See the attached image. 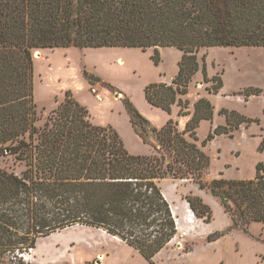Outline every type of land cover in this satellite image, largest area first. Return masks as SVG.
Returning a JSON list of instances; mask_svg holds the SVG:
<instances>
[{"label": "trees", "instance_id": "1", "mask_svg": "<svg viewBox=\"0 0 264 264\" xmlns=\"http://www.w3.org/2000/svg\"><path fill=\"white\" fill-rule=\"evenodd\" d=\"M218 47L264 48V0H0V156L21 167H0V264H29L24 255L41 239L76 226L103 230L153 264L178 235L160 187L167 177L208 189L235 227L264 225L263 164L251 180L201 179L211 167L208 143L259 119L223 109L227 126L199 144L200 123L214 117L208 100L195 104L184 132L172 120L157 129L126 102L134 132L154 151L147 157L130 154L118 132L95 124L71 91L37 124L34 51L175 48L184 54L177 76L150 85L145 96L155 108L170 113L177 104L188 115L183 98L199 71L197 53ZM83 76L96 84L87 71ZM212 81L208 91L218 94L222 82ZM242 95L264 92L250 87ZM185 200L196 219L211 221L201 198ZM222 236L211 234L208 242Z\"/></svg>", "mask_w": 264, "mask_h": 264}, {"label": "rangeland", "instance_id": "2", "mask_svg": "<svg viewBox=\"0 0 264 264\" xmlns=\"http://www.w3.org/2000/svg\"><path fill=\"white\" fill-rule=\"evenodd\" d=\"M183 55L175 48L34 51L35 101L40 119L37 124L43 126L52 111L64 101L66 92L71 91L95 124L118 132L130 154L152 156L153 149L145 145L132 128L126 102L157 129L172 120L178 131L184 132L194 114L195 104L201 98H211L206 95V90L214 85L213 78L222 82L219 100L213 99L217 108L234 106L240 112L258 117L256 114L261 108L258 97L245 108V105L235 103L236 96H224L229 95L231 89L264 84V48L201 49L197 53L199 71L183 98L189 103L185 112L190 115H181V107L177 104L172 106L170 113L151 106L146 100V88L156 83H172ZM84 71L93 78L94 86L84 78ZM257 125H252L253 130H257ZM210 131L211 122L200 123L197 129L199 144ZM251 131L246 130V136L241 132L233 139L220 136L208 143L204 150L211 157V168L203 174L202 181L209 185L213 180L221 179V174L226 180L255 175L258 165H264V145L262 138L251 135ZM237 151L241 154H236ZM0 167L21 172V167L8 157L0 156ZM160 187L175 212L178 235L169 247L154 257L153 264H264L263 224L253 222L246 227H235L220 201L208 189H200L193 180L167 177L160 182ZM188 195L201 198L210 207V222L198 219L195 223L189 222L184 199ZM189 215L192 217L191 213ZM218 232L223 236L208 242V237ZM188 249L193 251L186 253ZM23 259L29 264H152L105 231L79 226L41 239L37 248Z\"/></svg>", "mask_w": 264, "mask_h": 264}, {"label": "crops", "instance_id": "3", "mask_svg": "<svg viewBox=\"0 0 264 264\" xmlns=\"http://www.w3.org/2000/svg\"><path fill=\"white\" fill-rule=\"evenodd\" d=\"M168 84H171V83H168ZM251 86H241V88H239V89H231L230 90V94L229 95H225L224 97L225 98H230L231 96L230 95H234V96H236V99L234 100L235 101V103H238L239 105H245L244 107L245 108H247L248 106H247V103L248 104H252V102H254L255 100H256V98L258 97V99H259V103H260V113L259 114H256V115H258V117H256V116H251L250 114H248L247 112H245V113H243V112H240L239 111V108H236V107H234V106H231V107H222V108H217L216 107V104L214 103V101H213V99H216V100H219V94H212V93H210L208 90H206V95L207 96H209V97H211V98H208V97H205V98H201V99H206V100H208L211 104H212V106L214 107V117H213V119L211 120V121H207V122H211V131H210V133L211 132H213L215 129H217L218 127H220V126H227V121H226V118L224 117V116H222V115H220V111L221 110H223V109H226V110H229V111H236V112H238L239 114H241V115H243V116H245V117H247V118H250V119H259L260 120V123L257 125V123H251V124H249V125H247V124H243V125H241L240 126V128H239V130H237V131H235L234 133H233V137H230V136H226V135H223V136H226V137H228V138H230V139H233L234 137H236L238 134H240L241 132H242V130H244V128H246L245 129V131H243L242 133H241V135H243V136H246V130L247 131H251L252 132V134L251 135H253V136H255V137H257V135H259L261 138H262V140L264 141V95H260V96H251V97H249V98H245L244 96L242 97L241 95H242V92L245 90V89H247V88H250ZM252 87H254V88H258V89H261L263 92H264V84L262 85H257V86H252ZM195 108V107H194ZM219 115V116H217V115ZM216 118H219V121L216 119ZM191 120V119H190ZM202 122H206V121H202ZM257 125V130H253V127H252V125ZM218 137H220V136H218ZM218 137H216V138H218ZM215 138V139H216ZM215 139L213 140V141H215ZM212 141V142H213ZM207 148V147H206ZM221 152V150H218V152ZM206 153H207V151H206ZM235 153V152H234ZM208 154V153H207ZM236 154H241V152L240 151H237L236 152ZM209 155V154H208ZM211 158V157H210ZM211 168V167H210ZM256 174H257V170H256V172H255V175H253V176H250V177H244V178H240V179H236V180H251V179H254L255 177H256ZM222 176V174L221 175H219V177L220 178H222L221 177ZM164 193V192H163ZM165 195V194H164ZM166 197V196H165ZM167 199V198H166ZM185 199V198H184ZM168 200V199H167ZM169 202V201H168ZM170 203V202H169ZM171 205V204H170ZM186 206H188V211H189V213H191V215H192V217L189 215V213H188V217H189V222H193V223H195V220H196V218H195V216H194V214L192 213V211L190 210V208H189V205H188V203H187V201H186ZM173 209V208H172ZM186 212H187V208H186ZM175 215V214H174ZM178 223V222H177ZM195 232V231H194ZM194 232L192 233V235L194 234ZM177 237V236H176ZM174 241V240H173ZM172 241V242H173ZM171 242V243H172ZM170 243V244H171ZM170 244L167 246V247H169L170 246ZM166 247V248H167ZM193 251V249H190V251H187L186 253H191Z\"/></svg>", "mask_w": 264, "mask_h": 264}, {"label": "built area", "instance_id": "4", "mask_svg": "<svg viewBox=\"0 0 264 264\" xmlns=\"http://www.w3.org/2000/svg\"><path fill=\"white\" fill-rule=\"evenodd\" d=\"M98 99H99V100H102L101 97H99V96H98Z\"/></svg>", "mask_w": 264, "mask_h": 264}, {"label": "bare ground", "instance_id": "5", "mask_svg": "<svg viewBox=\"0 0 264 264\" xmlns=\"http://www.w3.org/2000/svg\"><path fill=\"white\" fill-rule=\"evenodd\" d=\"M174 211V210H173ZM175 213V212H174ZM68 230V229H67ZM66 231V230H65ZM63 232V231H62ZM61 233V232H60ZM115 239V238H114Z\"/></svg>", "mask_w": 264, "mask_h": 264}, {"label": "water", "instance_id": "6", "mask_svg": "<svg viewBox=\"0 0 264 264\" xmlns=\"http://www.w3.org/2000/svg\"><path fill=\"white\" fill-rule=\"evenodd\" d=\"M39 55H40V54H39ZM39 55H38V56H39Z\"/></svg>", "mask_w": 264, "mask_h": 264}]
</instances>
